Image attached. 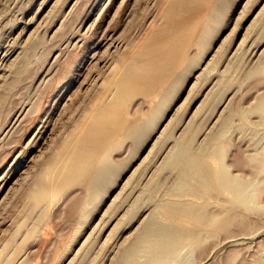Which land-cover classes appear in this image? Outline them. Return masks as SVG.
Returning <instances> with one entry per match:
<instances>
[{
	"label": "rangeland",
	"instance_id": "rangeland-1",
	"mask_svg": "<svg viewBox=\"0 0 264 264\" xmlns=\"http://www.w3.org/2000/svg\"><path fill=\"white\" fill-rule=\"evenodd\" d=\"M171 7L173 52L125 83ZM263 97L264 0H0V264H117L158 204L203 202L168 194L181 173L162 163L182 141L250 201L170 264H264Z\"/></svg>",
	"mask_w": 264,
	"mask_h": 264
},
{
	"label": "bare ground",
	"instance_id": "bare-ground-1",
	"mask_svg": "<svg viewBox=\"0 0 264 264\" xmlns=\"http://www.w3.org/2000/svg\"><path fill=\"white\" fill-rule=\"evenodd\" d=\"M162 9L164 11V8ZM181 14H184V12L181 9L179 10L173 7L165 10V14H164L165 20L162 21L164 22V24L158 30V32L151 35L147 41V47L149 48L150 53H148L147 55L145 54L144 56L137 55L138 57L134 59L135 61L131 62L132 66L128 67V70H129L127 72L128 75H125L126 76L125 83L142 81L150 77V75H152V73L155 71V68L158 65V63L161 61V59H168L167 56L170 55V51H172V49H174L175 46L177 45V40L180 39L179 37L180 32L178 31L179 23L177 25L174 19L177 16H180ZM181 23H183V21ZM256 106H257L256 107L257 109L264 110V99H261L258 105L256 104ZM96 114L94 113V115ZM107 116H108V113H107ZM93 119H96V117L93 116ZM100 119L102 118L100 117ZM226 122H227V119H224L223 124H226ZM98 127L102 128V126H99V125ZM87 130H88L87 134H91L92 132L98 133V131H95V130H99V129H97L95 125L94 128H90L88 126ZM136 133H138V131ZM99 134L100 136H104L102 132H100ZM83 141H86V140L83 139ZM189 144L186 141H182L181 143H178L174 151L170 155H167L165 158V161L162 163L164 167H177L181 173V176L176 181L174 188L169 189L170 191H168V194L179 197L180 195L182 196L184 193L185 194L189 193V195L191 196L203 199V202L201 203L194 202L195 201L194 199H193L194 200L193 202H184V201L179 200L178 198L174 200H168L166 202L162 201L164 203L158 204L154 208L153 213L143 223L141 229L139 230V232L137 233L133 241V244L132 245L128 244L129 246H126L122 249L121 253L119 254L117 264H142L137 260V255H139V252H142L145 255L146 261L144 262V264H170L174 261L176 262V258L178 257L180 253L179 251L180 247L182 246L183 241L185 242L186 237L190 238L193 245L194 244L197 245V243L199 244V241L201 239L206 238L204 236L202 237V231L207 232V233L209 232V233L218 234V232L220 231H225V227H227V225L232 223L233 218L231 215L233 211V206L231 203H233V201L237 202L236 204H239L246 208V205L248 204L250 200L246 199L248 195L241 194V190H244L242 189L243 188L242 183H241L242 181L238 182L237 180H235L232 177V175L228 174L229 172L225 171L224 168H221V169L212 168L213 165L211 164L212 165L211 167V165L206 162L207 158L205 159L204 156H202L204 154H202L201 152L199 153V152H194L190 150ZM209 149L210 148H208V150ZM81 153L82 151L78 152L77 155L79 156L80 154L82 157L86 155V153L84 155H82ZM210 157H208V159ZM74 158H77V157H74ZM71 159L72 157H70V159L68 158L67 162H70ZM74 161H76V159ZM217 167H219V165ZM90 168L92 169V167ZM97 169L89 170L90 179L88 180V184H87L88 187L86 189L88 191L87 193L91 197H92V193L96 191V188H97L96 184L98 181V176L105 173L104 169H98V170ZM223 193H225V195L226 193L228 194L230 193L229 195L227 194L228 197L230 198V200H228L230 203L227 206L225 205L227 207V209L225 210L227 211L225 212L223 211L222 213H219V212L217 213V211L214 212L213 210L209 208V201L211 200L210 198H212L213 194L222 195ZM243 195L246 197H244ZM89 196L87 195L88 198ZM215 199L214 201L216 202L217 200ZM248 206L249 204L247 205V207ZM219 211L221 212L222 210L220 209ZM233 237H234V234H233ZM236 239H228L227 243L230 244L233 241H237L238 239L237 240ZM243 240L245 241V239ZM184 245L182 247H184Z\"/></svg>",
	"mask_w": 264,
	"mask_h": 264
}]
</instances>
